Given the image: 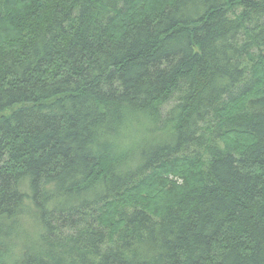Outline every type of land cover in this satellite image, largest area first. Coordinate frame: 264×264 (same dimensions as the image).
<instances>
[{
  "label": "trees",
  "instance_id": "trees-1",
  "mask_svg": "<svg viewBox=\"0 0 264 264\" xmlns=\"http://www.w3.org/2000/svg\"><path fill=\"white\" fill-rule=\"evenodd\" d=\"M0 264H264V0H0Z\"/></svg>",
  "mask_w": 264,
  "mask_h": 264
},
{
  "label": "clouds",
  "instance_id": "clouds-1",
  "mask_svg": "<svg viewBox=\"0 0 264 264\" xmlns=\"http://www.w3.org/2000/svg\"><path fill=\"white\" fill-rule=\"evenodd\" d=\"M98 135L101 139L109 140L114 145V151L119 154L120 152H130L134 150V139L129 132H125L119 138L109 135L105 129H99Z\"/></svg>",
  "mask_w": 264,
  "mask_h": 264
},
{
  "label": "rangeland",
  "instance_id": "rangeland-1",
  "mask_svg": "<svg viewBox=\"0 0 264 264\" xmlns=\"http://www.w3.org/2000/svg\"><path fill=\"white\" fill-rule=\"evenodd\" d=\"M26 227H27V230L28 231H30V228H29V226H27L26 225ZM29 233V232H28ZM32 236V235H31ZM17 243V248H15V250L13 251V253L12 254H14V256H16V255H18L19 254V252L21 253V245L19 244V243H21L20 241H17L16 242Z\"/></svg>",
  "mask_w": 264,
  "mask_h": 264
}]
</instances>
